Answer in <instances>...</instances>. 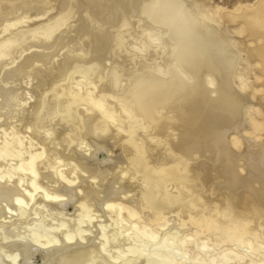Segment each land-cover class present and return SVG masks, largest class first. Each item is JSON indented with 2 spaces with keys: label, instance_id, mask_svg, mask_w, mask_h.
<instances>
[{
  "label": "bare ground",
  "instance_id": "1",
  "mask_svg": "<svg viewBox=\"0 0 264 264\" xmlns=\"http://www.w3.org/2000/svg\"><path fill=\"white\" fill-rule=\"evenodd\" d=\"M221 10L0 0V264H264V0Z\"/></svg>",
  "mask_w": 264,
  "mask_h": 264
},
{
  "label": "rangeland",
  "instance_id": "2",
  "mask_svg": "<svg viewBox=\"0 0 264 264\" xmlns=\"http://www.w3.org/2000/svg\"><path fill=\"white\" fill-rule=\"evenodd\" d=\"M259 0H206V3H208L211 8L217 12L219 15L222 16V8H228L230 10L239 8L241 5H248L253 6L255 5ZM244 51V54L247 56L248 52L246 48H242ZM258 73V71H252L249 75L252 77V80H254L255 73ZM172 80V79H171ZM258 119L261 118V116H257ZM106 152H103L101 155L100 160H107L108 154ZM105 156V157H104Z\"/></svg>",
  "mask_w": 264,
  "mask_h": 264
}]
</instances>
